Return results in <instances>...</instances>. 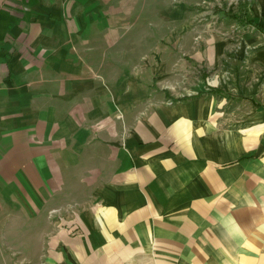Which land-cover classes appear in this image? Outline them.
Segmentation results:
<instances>
[{
    "label": "crops",
    "instance_id": "obj_1",
    "mask_svg": "<svg viewBox=\"0 0 264 264\" xmlns=\"http://www.w3.org/2000/svg\"><path fill=\"white\" fill-rule=\"evenodd\" d=\"M194 4L0 0V264H264V0Z\"/></svg>",
    "mask_w": 264,
    "mask_h": 264
},
{
    "label": "rangeland",
    "instance_id": "obj_2",
    "mask_svg": "<svg viewBox=\"0 0 264 264\" xmlns=\"http://www.w3.org/2000/svg\"><path fill=\"white\" fill-rule=\"evenodd\" d=\"M236 1L237 0H195V24L201 27L204 23H207V27L210 28V30L215 29L221 31L220 29H222L221 26H223V22H226V18H224L225 14L231 13L233 16L238 14L237 10L239 6L232 4L234 2L236 3ZM221 10L223 11L222 16L219 15L222 13ZM229 24L230 23H227L228 26ZM228 26L226 29H229Z\"/></svg>",
    "mask_w": 264,
    "mask_h": 264
}]
</instances>
